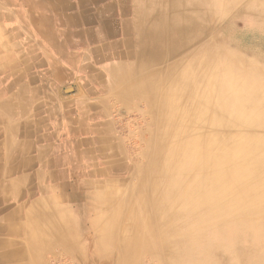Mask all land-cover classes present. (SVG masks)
<instances>
[{"label": "bare ground", "instance_id": "1", "mask_svg": "<svg viewBox=\"0 0 264 264\" xmlns=\"http://www.w3.org/2000/svg\"><path fill=\"white\" fill-rule=\"evenodd\" d=\"M232 1L171 0L167 26L165 18L149 28L134 19L131 60L104 69L101 88L129 102L147 98L151 119L142 131L149 136L141 135L134 162L109 150L100 126L92 138L126 169L122 205L94 214L92 236L80 230L84 242L75 253L79 238L70 236L78 231L65 221L59 197L39 200L22 223H0V264H42L54 244L79 253L80 264H137L141 251L157 264L264 262V72L224 46L217 21ZM88 165L76 166L85 172L77 196L106 177L105 165ZM114 181L97 187L98 196L120 195ZM234 248L239 253L227 260L219 253Z\"/></svg>", "mask_w": 264, "mask_h": 264}, {"label": "crops", "instance_id": "2", "mask_svg": "<svg viewBox=\"0 0 264 264\" xmlns=\"http://www.w3.org/2000/svg\"><path fill=\"white\" fill-rule=\"evenodd\" d=\"M145 1L0 0V223H22L50 196L67 205L63 185L80 178L94 127L115 141L104 69L131 60Z\"/></svg>", "mask_w": 264, "mask_h": 264}, {"label": "rangeland", "instance_id": "3", "mask_svg": "<svg viewBox=\"0 0 264 264\" xmlns=\"http://www.w3.org/2000/svg\"><path fill=\"white\" fill-rule=\"evenodd\" d=\"M170 1L171 0H147L145 1V5L139 6V9H137V11L135 12L134 19L139 18L141 21V27L149 28L151 27V25H153V23H156V21L165 18V26H167L170 23L169 20H172L169 11H167V7H169V4L171 3ZM239 1L240 2L236 3V1L233 0L232 2L235 7H230L224 18L220 21H217L219 23V27H221L220 31H223L222 34L227 40L224 46L229 49V51L232 50L237 55L239 54V56L246 63L245 65H248V62L252 64L254 63V65L258 69L264 72V5L261 4L259 0ZM233 4H229L228 2V6ZM214 6L216 10L220 8L219 5ZM215 20L219 19H216L215 17ZM137 37L138 36H136V38ZM135 43L137 44L139 42L136 41ZM109 95L111 97H114L115 99V118L117 127L119 126V133L116 135V140L114 142L110 140V137L108 135V140L104 143L109 146V150L116 156H121V154H123V157L126 160L129 159L133 162L139 161L140 157L138 152L143 146V142H141L139 139L141 135H143L144 137L149 136L148 133L142 131V129L146 128V126L148 125L147 123H149L151 119L148 112V100L147 98H144L142 96L134 95L131 98V102H129L128 98H120L117 95L111 93ZM150 126L151 125L149 124V127ZM92 145V153L96 157V160L93 161V164L96 163L99 165V167H104L102 165H105L106 167L103 169H105L104 172L106 174V177L98 176L96 180H93V185H89L88 187L84 188L85 190L82 194L83 197L77 196L80 190L77 187L74 188V186H76L75 183H79L80 178L75 179V182L73 183H65L63 187L69 190V193H71V195L69 194V196L72 197L67 199L65 197L62 198V200H65L67 202V205H62L60 203L62 208L61 213L65 217V221H70L69 223H73L75 231L76 229L78 231V236H76V233L73 231V228L71 226L72 236H70V239L73 241L76 240V238H79V241L77 240V243L75 244L73 249V252L75 253L82 249L81 244L84 242L83 233L82 235H80L79 231L82 230L83 232H85V229H87L85 236H92V231H88V229L91 225L89 223H91L94 214L101 210L108 212L107 214L110 215L112 213V210H114V206L117 207L122 205L121 198L124 195L123 193H125V187H123L124 183H122L123 181L121 179L126 177V169L122 168L119 163L113 164L110 157H106V155L102 153L100 149L103 143L93 140ZM84 146L86 147L83 148L85 155L83 153V157H81V159L87 161L83 165L82 169L87 170V166H89V157L86 156L89 151L87 141ZM77 173L78 176L85 174V172ZM112 181H114L113 183L117 185L118 191L120 189V195H118L119 192H117V196L113 197L103 195L98 196V194L96 193L97 187L102 188L106 186L108 182ZM108 201L111 202L109 203ZM122 213L124 212H121L119 214ZM120 219L121 218H119V220ZM237 249L238 248L229 249L227 250L228 253L227 251L219 253L222 255V258H226L225 260H227V258H229L227 256L228 254L235 256L236 253H239ZM85 250H89L88 247H86ZM67 252L69 251L65 252L62 245L54 244L51 251H47L43 254L42 264H80L79 257H76V255L79 253H74L75 255L71 256ZM224 253H226V255ZM139 259L140 260H138L137 264L158 263L157 259L153 260L146 252L142 251L140 252ZM242 264H248V262L246 261ZM260 264H264V262H261Z\"/></svg>", "mask_w": 264, "mask_h": 264}]
</instances>
